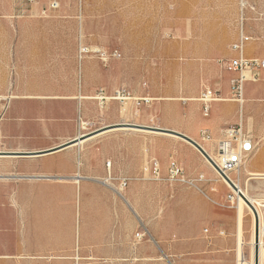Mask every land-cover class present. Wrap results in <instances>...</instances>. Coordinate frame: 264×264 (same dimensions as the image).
<instances>
[{"label": "crops", "instance_id": "obj_1", "mask_svg": "<svg viewBox=\"0 0 264 264\" xmlns=\"http://www.w3.org/2000/svg\"><path fill=\"white\" fill-rule=\"evenodd\" d=\"M134 10V14H144L139 7ZM13 17L14 0H0V79L5 81L7 64L15 57ZM184 57L188 72L169 79L157 102L149 97L152 83L146 92L135 82L130 87L133 95L141 93L148 100L134 106L129 117L121 114L120 102L107 103L102 109L101 127L108 128L97 133L95 139L81 145L74 143L71 151L64 147L34 155H0L15 159L16 170L27 175L15 185L0 188V214L4 213L0 215V264H45L42 257L49 254L80 257L76 264H174L171 258L175 255L190 256L188 262L177 264H233V247L224 238L214 201L211 215L201 214L191 205L180 207L181 212L167 206L164 216L155 214L156 193L164 190L173 203L174 187L181 185L166 179L168 162L175 160L186 175L196 177L203 170L199 151L184 139H165L140 128L111 127L121 123L157 127L152 123L157 120L161 124L164 117L166 128L206 147L216 145L223 130L238 123L244 131L252 132L251 137L264 134V120H256L253 114L258 107L253 100L257 96L264 99V68L255 83L244 84V102L239 110L237 102L227 99L235 72L214 65L212 55H207L204 47ZM207 64L213 66L207 68ZM205 87L218 91L221 97L210 103L206 115L198 99ZM28 90L1 84L0 96L6 103L0 104V127L11 128L15 123L20 126L32 117L45 118V100L8 98L46 96L45 87L35 88L33 93ZM55 94L73 95V101L68 102L73 115L79 110L95 124L93 115L88 114L92 103L82 98L84 94L79 92L77 96L74 88L72 93ZM72 133L73 137L77 135L74 117ZM203 133L210 138L202 139ZM12 140L9 151L21 152L38 147L37 151H44L69 139H36L27 143ZM263 144L249 155L247 172L264 174ZM153 159L159 165V179L150 171ZM122 177L127 178V185L118 194L108 184L116 186L118 180L114 178ZM202 183L203 180L198 182ZM142 226L148 237H136V233H142ZM191 240L197 241L198 246L175 250L176 242L188 245Z\"/></svg>", "mask_w": 264, "mask_h": 264}, {"label": "rangeland", "instance_id": "obj_2", "mask_svg": "<svg viewBox=\"0 0 264 264\" xmlns=\"http://www.w3.org/2000/svg\"><path fill=\"white\" fill-rule=\"evenodd\" d=\"M48 1L14 0L15 57L7 64V80L0 79V87L6 82L9 88H28L29 93H33L35 88L45 87L46 96L43 98L33 95L8 97L28 101L38 98L45 100V118L32 117L25 120L24 124L20 123V126L15 123L11 128L0 127V151H9L12 139H20L23 143L36 139H73V117L77 128L75 137L102 128L104 106L98 105L92 98L97 89H104L110 94L119 88L128 92L130 97L144 98L147 96L141 93L134 96L130 87L136 82V87L147 92V85L152 83L153 93L149 97L157 102L169 79L181 77L188 72L189 65L183 63L184 56L194 54L198 48L202 50L204 47L206 54L212 55L213 64L225 70L224 63L238 54L234 45L239 43L242 36L246 37L242 44L243 55L264 62V0H59L57 9L42 13L47 9ZM136 7L142 9L144 14H134ZM9 34L8 32V39ZM79 45L106 51L117 50L121 58L103 61L96 53L89 52L79 59ZM213 64H207V68ZM262 69L244 73L246 80L242 84V102L230 98L229 87L227 99L237 102L239 110L244 102V84L247 81L255 83ZM1 70L2 67L0 78L3 76ZM73 88L77 96L81 92L84 94L82 98L92 103L88 114L93 115L95 124L92 119L84 118L79 110L73 115V109L68 104L73 101V95L55 94L60 91L72 93ZM113 101L120 102H110ZM133 102L132 98L120 102L123 116L129 117L134 112V106L138 104ZM5 103V98L0 96V104ZM253 104L258 105L253 109L255 119L264 120V99L257 96ZM2 113L0 111V116ZM152 124L167 131L143 130L153 131L152 135L165 139H183L177 134L180 132L165 127L164 117L161 124L157 120ZM70 132L72 134L67 136ZM245 132L251 137L252 132ZM253 138L257 150L264 143V134ZM198 144L201 146L200 142ZM206 148L215 158L217 144ZM37 150L40 148L21 152H39ZM66 151H71V147H67ZM198 153L203 165V170L198 174L203 175V183L197 187L180 183V186L174 187L173 203L168 201L164 190H159L156 193L158 198L155 214L164 216L167 206L181 212L183 210L180 207L191 205L199 213L211 215L214 201L215 214L220 216L225 230L224 238L233 247L235 264L236 221L239 211L244 229L242 255L247 264H254L255 238L253 253L250 243L254 216L252 223L251 211L245 206L238 207L231 185L228 186L209 166L205 157ZM247 163L248 161L229 174L239 181L241 188L249 196L255 199L264 197V175L247 174ZM16 164L13 158L0 157V188L15 185L27 176L16 170ZM185 177L194 178L186 174ZM0 215L4 216V213ZM158 226L162 227L161 224ZM142 228L143 237H148L145 227ZM262 241L264 242L263 239ZM187 243L189 244L176 242L174 248L179 250L198 246L195 240ZM42 258L45 264H76L80 257L49 254ZM189 258L188 255H175L171 259L177 264L186 260L188 262Z\"/></svg>", "mask_w": 264, "mask_h": 264}, {"label": "built area", "instance_id": "obj_3", "mask_svg": "<svg viewBox=\"0 0 264 264\" xmlns=\"http://www.w3.org/2000/svg\"><path fill=\"white\" fill-rule=\"evenodd\" d=\"M80 1V0H75ZM59 6V0H49L47 9L45 11L55 10ZM246 40V37L240 38L238 44L234 45L238 54L224 63V68L227 71L236 72L237 75L230 80V94L231 99L238 100L242 102L241 91L243 81L246 80L245 72L254 71L258 68H264V62L256 58L249 59L246 58L242 53V44ZM96 53L101 60H107L109 58L120 57V53L117 50L106 51L99 49L97 47H87L85 45H79L78 58L81 59L87 53ZM92 98L97 101L98 105L105 106L111 100H119L120 102L129 98L135 101V104H139L140 101L147 102L146 98H133L130 97L129 93L124 89H115L110 94H108L104 89H97ZM199 101L202 104L203 113L206 115L209 109V105L213 101L220 100L221 97L218 91L205 87L199 94ZM207 133H203L202 139H209ZM255 150V145L252 138L248 133L243 131L240 124L231 125L223 130L222 138L217 142L216 156L213 160L216 167L212 166V169L216 174L224 180L223 176L220 174L222 172L225 176L235 171L240 166H242L248 159L249 155ZM151 174L155 179H159V165L158 162L153 159L151 161ZM109 162H106V167H109ZM110 178V177H109ZM112 179V178H111ZM117 179V185L108 184L111 188L120 194L121 190L127 185V178H114ZM166 179L169 181L177 183H185L193 187L198 186V182L204 179L203 175L199 174L192 179H187L183 169L178 165L175 160H170L167 165V176ZM230 199H232L230 197ZM258 215V214H257ZM264 218V217H263ZM260 220L258 218V234L261 230V234H264V219ZM220 234L223 233L219 231ZM142 233H136V237H142ZM264 240V237H262ZM264 244V242L262 241ZM255 255V253H254ZM258 264H264V254L257 259Z\"/></svg>", "mask_w": 264, "mask_h": 264}, {"label": "bare ground", "instance_id": "obj_4", "mask_svg": "<svg viewBox=\"0 0 264 264\" xmlns=\"http://www.w3.org/2000/svg\"><path fill=\"white\" fill-rule=\"evenodd\" d=\"M139 130V129H138ZM98 135V134H97ZM97 135L95 136H92L90 138H85L83 140H79L77 142V144L81 145L82 143L86 142L88 139H93L94 137H96ZM72 145L70 146H67L68 148L72 147ZM203 150L208 154V156L210 157V159L213 161L215 158L213 156V154L205 147L201 144ZM205 160L207 161V159L205 158ZM207 163L209 164V166L212 168V166L210 165V163L207 161ZM245 172L247 174H250V175H256L254 173H250V172H247V170H245ZM260 175H264V174H260ZM227 177L228 179L237 187L238 191L242 194V196L249 202L250 205H252L256 211V213L258 214V218L260 220H262V218L264 217V197H260V198H253L251 196H249L240 186L239 184V181L235 178H233L231 176V174H227ZM75 178V177H73ZM264 179V178H263ZM224 182L228 185L229 183L224 179ZM231 187V186H230ZM233 190V188H231ZM233 192L236 194V199H237V202H238V207H247L251 213H252V223H253V211L251 210L249 204L245 201V199L243 197H241L239 194H237V191L233 190ZM264 219V218H263ZM254 228L252 227V230H251V249H252V253H253V244H254ZM262 237H264V234H261V230L259 231V234H258V241L254 244L256 245V252H255V259H254V264H257V259L259 257H261L262 254H264V247H263V243H262ZM236 245H237V248H236V255H237V259H236V262L235 264H247L246 261L244 260L243 258V255H242V244L244 243V229H243V223H242V219H241V214L240 212L238 211V215H237V221H236ZM253 255V254H252Z\"/></svg>", "mask_w": 264, "mask_h": 264}, {"label": "water", "instance_id": "obj_5", "mask_svg": "<svg viewBox=\"0 0 264 264\" xmlns=\"http://www.w3.org/2000/svg\"><path fill=\"white\" fill-rule=\"evenodd\" d=\"M117 126L130 127V128H140V129H149V130H153V131H167L165 129H160L158 127H146V126H143V125H135V124H132V123H121L119 125H113L111 127H117ZM104 128H108V127H102V128L96 129V130H94V131H92L90 133L79 135V136L74 137L73 139H70V140H68V141H66V142H64V143H62L60 145H57L55 147H52V148L44 150V151H39V152H34V153L33 152L0 151V155H34V154H40V153H45V152L57 150V149H60V148L67 147V146H69L71 144L77 143L79 140H82L84 138H87L89 136L97 134V133L101 132ZM177 134L181 138H183L184 140H186L189 143H191L207 159V161H209V163L211 165L216 167L214 162L208 156V154L203 150V148L197 142H195L194 140H192L191 138H189V137H187V136H185L183 134H180V133H177ZM220 174L231 185L233 190L237 191V194H239L241 197H243L242 194L238 191L237 187L228 179V177L225 176L222 172H220ZM245 201L249 204V202L246 199H245ZM249 206H250L251 210L253 211V216H254V237H255V243H256L258 241V215H257L254 207L252 205H250V204H249ZM255 252H256V245H255Z\"/></svg>", "mask_w": 264, "mask_h": 264}]
</instances>
